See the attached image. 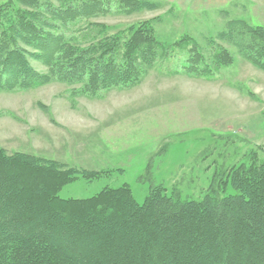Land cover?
I'll return each mask as SVG.
<instances>
[{"label": "trees", "instance_id": "trees-1", "mask_svg": "<svg viewBox=\"0 0 264 264\" xmlns=\"http://www.w3.org/2000/svg\"><path fill=\"white\" fill-rule=\"evenodd\" d=\"M157 7L146 0L0 3V92L59 82L96 96L137 85L173 49L184 53L180 71L190 76L233 62L222 45L207 58L187 35L158 39L151 19L97 20ZM215 38L264 70V26L230 20ZM103 173L0 147V264H264V150L224 173L219 185L234 193L220 195L213 180L200 200L161 186L142 203L126 185L86 198L58 195Z\"/></svg>", "mask_w": 264, "mask_h": 264}, {"label": "rangeland", "instance_id": "rangeland-1", "mask_svg": "<svg viewBox=\"0 0 264 264\" xmlns=\"http://www.w3.org/2000/svg\"><path fill=\"white\" fill-rule=\"evenodd\" d=\"M146 1L158 7L97 20L124 25L151 19L158 39L187 35L207 58L222 45L233 62L208 77L190 76L180 71L184 53L173 49L137 85L96 96L59 82L0 92V147L6 152L104 172L65 185L62 198L126 185L138 203L154 186L200 200L213 180L220 195L234 193L219 185L224 173L264 150V70L215 38L230 20L264 26V0Z\"/></svg>", "mask_w": 264, "mask_h": 264}]
</instances>
